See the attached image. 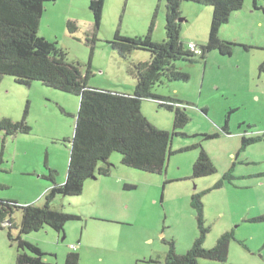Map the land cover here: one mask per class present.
<instances>
[{"label":"rangeland","instance_id":"1","mask_svg":"<svg viewBox=\"0 0 264 264\" xmlns=\"http://www.w3.org/2000/svg\"><path fill=\"white\" fill-rule=\"evenodd\" d=\"M252 2L245 0L220 27L219 36L236 43L231 54L213 49L206 59L179 61L188 79L165 81L154 89L189 102L180 105L188 120L180 129L183 133L171 136L164 171L128 166L120 152L112 151L109 175L88 178L81 193L57 195L50 203L53 210L79 219L65 222L62 231L45 224L20 234L36 243L47 261L68 264L67 254L77 252L76 264H165L171 242L175 253L182 254L198 235L191 200L193 193H200L208 227L204 246L215 245L226 230L233 231L234 238L225 261L199 258L198 264H264V68L259 69L264 67V9ZM257 6H264V0ZM179 9L181 38L198 46L207 43L212 7L183 0ZM165 14V0H105L96 29L89 0H53L45 3L38 34L56 41L68 59L80 63L82 73L90 61L89 86L124 90L135 87V79L129 62L110 41L116 31L144 35L152 23V38L164 41ZM150 57L145 49L129 56L132 61ZM79 100L41 80L26 84L10 75L0 77V121L24 120L29 126L27 132L13 135L0 129V200L41 206L51 185L49 168L55 170L57 182L65 181ZM158 102L143 100L141 112L154 126L172 131L174 111ZM242 136L259 139L243 143ZM201 148L215 171L196 176L193 165ZM100 183L106 184V193L96 202L90 185L98 189ZM22 217L21 208L15 209L11 238L7 223L0 227V264L17 260L15 238Z\"/></svg>","mask_w":264,"mask_h":264},{"label":"trees","instance_id":"2","mask_svg":"<svg viewBox=\"0 0 264 264\" xmlns=\"http://www.w3.org/2000/svg\"><path fill=\"white\" fill-rule=\"evenodd\" d=\"M48 1L53 0H0V77L10 75L15 81L26 84L32 80H41L46 85L80 97L65 181L62 184L57 182L55 170L49 168L46 177L50 179L51 185L44 194L45 202L41 206L19 205L17 201L0 200V227L7 223V234L10 238L16 224L12 219L15 209L21 208L23 214L20 233L15 238L18 240L15 264H51L36 243L22 238L20 234L38 231L45 224L62 231L65 222L79 219L80 215L53 210L50 203L57 195L81 193L84 182L93 175H109V157L112 151L120 152L123 156L122 162L128 166L148 172L164 171L171 153V136L183 133L180 129L188 120L187 113L180 105L189 102L174 94H159L154 89L165 81L188 79L189 73L176 64L179 61L193 62L196 56L204 58L213 48L219 49L222 54H230L232 42L224 41L218 32L228 21L232 11L239 10L245 0H191L212 7L207 43L198 46L200 54L188 47L187 44L191 41L186 42L181 38L179 7L183 0H165L164 41H155L152 38L150 33L153 23L144 35H121L116 31L110 44L121 58L129 62L130 74L135 79L132 93L89 86L90 61L87 70L82 73L80 63L68 59V52L59 47L56 41L47 40L38 34L40 17ZM104 1L89 0L95 27L100 26ZM258 1L253 0V6L264 9V6H257ZM137 49L149 52V60L132 61L129 56ZM262 67L263 64L259 69L262 70ZM147 99L158 100L159 106L174 111L172 131L159 129L145 118L141 112V102ZM28 128L24 120L12 122L3 118L0 121V129H5L6 134L27 132ZM257 139L259 136H242L243 143ZM213 171L214 163L201 148L193 165L194 175H208ZM199 196L200 193H193L191 200L196 212L198 235L187 252L182 254L175 253L174 244L171 242L165 264H198L199 258L220 262L226 260L229 242L234 238L233 231H224L210 248L204 246L208 227L204 224L203 203ZM261 219H264V214ZM66 261L68 264L78 263L79 254L69 252Z\"/></svg>","mask_w":264,"mask_h":264},{"label":"crops","instance_id":"3","mask_svg":"<svg viewBox=\"0 0 264 264\" xmlns=\"http://www.w3.org/2000/svg\"><path fill=\"white\" fill-rule=\"evenodd\" d=\"M69 22H71V20H69L68 21V23ZM95 26V25H94ZM94 26L92 27V28H94ZM98 27H96V29H97ZM75 29H76V27L74 28L73 27V33L75 32ZM88 34V33H87ZM87 36V39H88V37H89V35H86ZM193 43V42H192ZM195 44V43H194ZM141 61V60H140ZM131 88V89H130ZM131 90V91H130ZM132 91H133V86L132 85H130V86H128V88H126V89H124V90H117V91H115V92H122V93H132ZM92 179H95V178H92ZM90 186H93L94 187V189L93 190H96L93 194H91V196H93L94 195V198H95V201L97 202L98 201V199L99 198H101L102 197V195L104 194V193H106L105 192V190H106V188H104V186H106V184H103V183H100L99 184V186H98V189L96 188V184L95 185H90ZM100 191H101V194H100Z\"/></svg>","mask_w":264,"mask_h":264},{"label":"built area","instance_id":"4","mask_svg":"<svg viewBox=\"0 0 264 264\" xmlns=\"http://www.w3.org/2000/svg\"><path fill=\"white\" fill-rule=\"evenodd\" d=\"M187 45L191 49V51H193L195 53H200L199 47H197L194 43L189 42V44H187ZM69 246H70V249L76 248L75 244H70Z\"/></svg>","mask_w":264,"mask_h":264},{"label":"flooded vegetation","instance_id":"5","mask_svg":"<svg viewBox=\"0 0 264 264\" xmlns=\"http://www.w3.org/2000/svg\"><path fill=\"white\" fill-rule=\"evenodd\" d=\"M224 41H230V40H226V39H224ZM232 42V46L235 44L236 45V43H235V41H231ZM231 47V46H230ZM200 49V48H199ZM213 49H216V48H213ZM212 49V50H213ZM211 51V50H210ZM231 52H232V47H231ZM200 53H201V50H200ZM200 53H198V54H200ZM221 53V52H220ZM207 54V53H206ZM222 54V53H221ZM231 54V53H230ZM204 58L206 59V55L204 56ZM262 68H264V67H262ZM204 135H206V134H204ZM205 137V136H204Z\"/></svg>","mask_w":264,"mask_h":264},{"label":"water","instance_id":"6","mask_svg":"<svg viewBox=\"0 0 264 264\" xmlns=\"http://www.w3.org/2000/svg\"><path fill=\"white\" fill-rule=\"evenodd\" d=\"M180 20H181V19L179 18V21H180ZM92 178H96V175H93Z\"/></svg>","mask_w":264,"mask_h":264},{"label":"clouds","instance_id":"7","mask_svg":"<svg viewBox=\"0 0 264 264\" xmlns=\"http://www.w3.org/2000/svg\"><path fill=\"white\" fill-rule=\"evenodd\" d=\"M198 47V45H196Z\"/></svg>","mask_w":264,"mask_h":264},{"label":"bare ground","instance_id":"8","mask_svg":"<svg viewBox=\"0 0 264 264\" xmlns=\"http://www.w3.org/2000/svg\"><path fill=\"white\" fill-rule=\"evenodd\" d=\"M73 250V249H72Z\"/></svg>","mask_w":264,"mask_h":264}]
</instances>
